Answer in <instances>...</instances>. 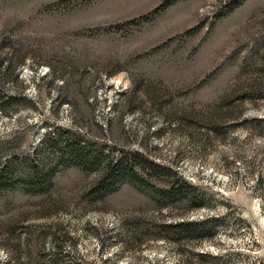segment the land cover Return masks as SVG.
Returning a JSON list of instances; mask_svg holds the SVG:
<instances>
[{
	"label": "rangeland",
	"instance_id": "1",
	"mask_svg": "<svg viewBox=\"0 0 264 264\" xmlns=\"http://www.w3.org/2000/svg\"><path fill=\"white\" fill-rule=\"evenodd\" d=\"M165 2L0 0V264H264V0ZM69 142L104 163L67 162ZM124 152L172 172L95 196ZM209 217L211 238L124 245L122 220Z\"/></svg>",
	"mask_w": 264,
	"mask_h": 264
},
{
	"label": "trees",
	"instance_id": "2",
	"mask_svg": "<svg viewBox=\"0 0 264 264\" xmlns=\"http://www.w3.org/2000/svg\"><path fill=\"white\" fill-rule=\"evenodd\" d=\"M174 0H166L165 5L172 4ZM67 156L66 161H73L86 169H93L97 166H100L102 161H105L103 154L91 155L77 144L68 143L67 147ZM106 174L103 178L102 185L97 186L93 190L95 196H105L115 192L118 188L117 185H122L126 182L131 183L137 187L143 186L145 177L148 176H161L163 173L166 175L167 171L172 170L169 167L161 165L156 161L142 156L139 152H124L123 155L118 157L115 160H108L105 165ZM164 171V172H161ZM6 178L1 177L0 183L5 181ZM49 176L41 175L38 171H35L34 174L27 176L24 180V184L27 189L32 192L42 191L44 187L48 184ZM176 183H173L170 188L162 191V196L165 199H176L183 196L190 198V203L195 204L196 198L194 197V192L191 188L192 186H186V188H180L176 186ZM119 186V187H120ZM191 187V188H190ZM187 189L192 193L187 194ZM221 220L220 217H209L202 221H181V222H172L164 224H153V227L150 228L149 225L145 226L141 218H135V228L132 229L129 224L125 223L122 220L121 226L126 228L122 232L124 245L127 247H135L136 245H141L145 238L149 236L150 233H153V237L163 238L167 241H176L177 243H188L195 240H201L202 238H211L215 234L217 228V223ZM149 229V230H148ZM159 229V231H157ZM188 257L184 259L185 262L189 264H231L232 257L238 255L239 252L235 251H212V250H199L187 251ZM30 263V260L27 261ZM37 264L42 262L46 264L43 255L39 256L37 259ZM54 264L55 258L48 260V263Z\"/></svg>",
	"mask_w": 264,
	"mask_h": 264
}]
</instances>
